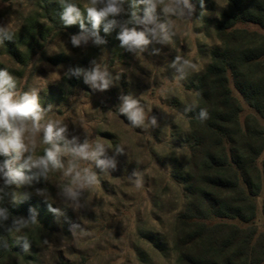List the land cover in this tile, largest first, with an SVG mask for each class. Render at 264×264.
I'll use <instances>...</instances> for the list:
<instances>
[{"label":"rangeland","instance_id":"1","mask_svg":"<svg viewBox=\"0 0 264 264\" xmlns=\"http://www.w3.org/2000/svg\"><path fill=\"white\" fill-rule=\"evenodd\" d=\"M77 2L83 4L87 0ZM190 3L194 9L190 21L173 20L175 35L171 44L150 43L137 58L119 46L115 38L118 29L107 35L101 31L105 45L89 42L73 47L68 37L79 31L78 25L62 26L51 19L53 7L61 8L58 0H0V27L13 33L12 39L0 43V68L6 67L14 75L21 90L40 88L41 107L51 105L49 116L62 119L70 135H77L80 140L85 135L89 139L99 136L112 145L107 155L115 162V168L108 173L94 169L100 183L84 194L83 206L78 209L57 195V174H52L50 181L34 182L31 187L14 186L13 191H28L27 199L45 207L52 230L42 233L30 225L19 232L13 230L14 244L23 241L22 236L35 243L37 260L25 263L17 258L8 264H173V254L161 255L155 242L164 238L171 244L175 217L184 206L173 167L177 162L184 163L188 155L184 139L188 132L186 112L196 104V95L188 85L204 71L210 50L219 44L212 27L226 0H203L202 8L201 0ZM137 14H143V5L138 6ZM238 27L264 34L257 26ZM153 48H158L159 54H152ZM175 56L195 65L178 82L174 80L178 73L170 66ZM101 57L111 74L124 69L119 81L108 89L94 91L83 83L82 77L70 75V69L90 68V61L99 62ZM230 87L243 107V121L252 110L232 83ZM129 94L144 107L145 123L154 118L155 125L133 128L117 113L119 97ZM261 123L264 125V119ZM118 143L123 148L121 153H115ZM42 148L37 142V154L42 153ZM263 158L264 154L259 164ZM134 171L141 173L140 188L128 179ZM35 188H46L48 199L35 194ZM255 202L257 214L252 225L264 231V191ZM49 204L59 208L62 215L50 212ZM72 224L79 226L74 232Z\"/></svg>","mask_w":264,"mask_h":264},{"label":"trees","instance_id":"2","mask_svg":"<svg viewBox=\"0 0 264 264\" xmlns=\"http://www.w3.org/2000/svg\"><path fill=\"white\" fill-rule=\"evenodd\" d=\"M51 11L59 24L61 8ZM238 25L264 30V0H226L212 27L219 44L188 85L196 95V104L186 112L188 155L173 167L184 206L175 217L171 244L164 238L155 242L158 253L173 254V264H264V231L252 225L255 198L264 191V158L258 163L264 154V34ZM230 83L252 110L243 121V107ZM201 108L208 112L203 121ZM4 206L9 211L6 227L13 218H26L31 208L37 223L30 226L42 233L52 230L45 207L35 200L16 204L6 197ZM11 233L2 229L7 248H0V264L37 260L35 243L28 240L25 251L23 241L14 244Z\"/></svg>","mask_w":264,"mask_h":264},{"label":"clouds","instance_id":"3","mask_svg":"<svg viewBox=\"0 0 264 264\" xmlns=\"http://www.w3.org/2000/svg\"><path fill=\"white\" fill-rule=\"evenodd\" d=\"M58 3L61 6V25H78L79 31L68 37L73 47L88 45L89 42L94 46L105 45L106 40L100 32L107 35L118 29L115 38L119 46L134 53L137 58H141L150 43L171 44L175 35L173 20L190 21L194 10L190 0H169L168 3L163 0H87L83 4L77 0H58ZM140 5H143L142 15L137 14ZM204 14L202 10L200 15ZM85 21L90 27L86 26ZM12 36L13 33L6 27H0V43L12 39ZM159 51L153 48L152 54H159ZM90 64V68L75 67L69 73L74 77H82L83 83L94 91L113 86L124 71L119 69L115 75L111 74L103 57L99 62L90 61ZM170 66L178 73L174 77L177 82L184 79L189 69L195 68L193 63L181 56H175ZM40 91L37 87L21 90L14 75L6 67L0 68V229L8 232H19L37 223L36 213L30 208L26 218H13L11 226L6 227L9 211L4 206L5 198L10 197L12 203H18L30 195L28 191L9 193L8 186H15L16 189L31 187L34 182L50 181V176L57 174V195L62 202L78 209L83 206L81 198L84 194L100 183L99 174L94 169H98L99 173H108L109 169L115 168L114 159L107 155L112 145L103 142L99 136L89 139L85 135L80 140L77 135H70L62 119L49 116L51 105L41 107L38 97ZM119 99L117 113L122 114L131 127L155 125L154 118H148L145 123L146 111L132 95H121ZM198 117L201 121L206 120L207 110L201 108ZM37 142L43 146L40 154H37ZM121 152L123 148L118 143L115 153ZM128 179L135 187H141L139 171H134ZM33 191L48 199L46 188H35ZM48 210L55 216L62 215L59 208L50 204ZM78 228L76 224L71 225L73 232ZM21 239L27 251L28 237L22 236ZM0 248H7L3 235H0Z\"/></svg>","mask_w":264,"mask_h":264}]
</instances>
